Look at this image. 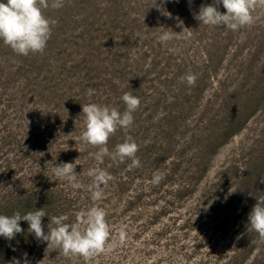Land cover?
<instances>
[{
	"label": "rangeland",
	"instance_id": "1",
	"mask_svg": "<svg viewBox=\"0 0 264 264\" xmlns=\"http://www.w3.org/2000/svg\"><path fill=\"white\" fill-rule=\"evenodd\" d=\"M212 3L65 0L45 10L58 23L42 54L16 55L0 41V215L45 207L47 234L51 217L67 214L72 223L95 205L105 210L115 244L89 258L65 256L21 221L22 233L0 237V264H24V253L29 264H264V242L248 225L264 192V9L254 24L232 31L195 18ZM218 10L226 13L222 4ZM160 28L186 30L165 44ZM189 72L198 74L191 88L182 80ZM88 89L95 90L90 98ZM129 91L141 101L134 123L107 146L132 136L141 166L106 157L98 166L115 179L94 202L47 163L80 158L75 172L89 185L86 172L97 166L90 153L98 149L82 150L77 139L81 105L123 112ZM156 171L163 179L154 185Z\"/></svg>",
	"mask_w": 264,
	"mask_h": 264
},
{
	"label": "clouds",
	"instance_id": "2",
	"mask_svg": "<svg viewBox=\"0 0 264 264\" xmlns=\"http://www.w3.org/2000/svg\"><path fill=\"white\" fill-rule=\"evenodd\" d=\"M192 0H189L191 5ZM65 4V0H6L0 2V41L10 47L16 55L28 56L29 54L43 53L47 42L52 35V28L58 23L56 19L47 17L46 9L58 10ZM222 4L226 13L222 14L218 8ZM257 9H264V0H213L212 4H202L195 18L200 24L208 26H224L229 30L251 26L255 23L254 15ZM168 14V13H167ZM170 15V14H168ZM183 27V22L178 24ZM163 29L158 39L161 43H167L174 39H182L184 31L176 33L171 29ZM198 74L187 73L182 80L186 81L189 88L195 85ZM95 90L88 89L86 95L90 98ZM122 101L126 108L121 112L116 107L101 105L97 103H85L81 105L83 116V129L77 138L81 149L88 146L98 150L90 153L97 162V166L90 167L86 175L91 178V183L85 186L77 175L75 168L80 158L74 162L51 165L50 171L60 181H66L73 190L87 188L92 201H100L104 197V186L113 181L115 177L106 169L98 166L103 164L107 157L113 162H123L126 158L131 160L132 167H140L141 162L136 156L139 146L130 135H126L122 143H118L110 150L109 138L119 129L127 131L134 123L133 113L140 106V98L132 92H125ZM79 116V117H80ZM69 133L65 137L71 136ZM43 155V153H40ZM163 174L159 171L153 173L150 183L159 184ZM264 183V180L261 181ZM52 190V189H51ZM251 195V193H250ZM257 203L248 216V225L264 242V192L256 195ZM76 220L67 223L69 216L62 214L51 217L47 225V234L44 231L42 220L46 217L45 207L39 210L27 211L21 215L19 212L11 216L0 215V237L12 240L17 234L23 232L21 221L29 225L28 231L35 235L38 240L47 242L49 247H56L65 256H82L89 258L97 253L111 252L114 243H109L111 226L106 220V212L98 206H90L78 211ZM126 231L122 226L119 229L118 242L123 243ZM15 251V249H13ZM24 264H29L27 253L23 254ZM10 264H21V260L13 258ZM42 264V261L39 262Z\"/></svg>",
	"mask_w": 264,
	"mask_h": 264
}]
</instances>
